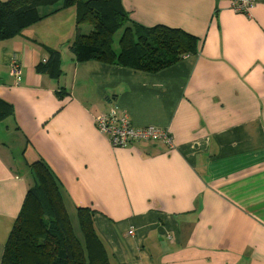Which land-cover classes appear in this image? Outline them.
<instances>
[{"label": "crops", "instance_id": "1", "mask_svg": "<svg viewBox=\"0 0 264 264\" xmlns=\"http://www.w3.org/2000/svg\"><path fill=\"white\" fill-rule=\"evenodd\" d=\"M61 4L0 40L10 107L0 119V264L32 170L44 166L67 209L94 210L112 264H264V0L246 13L231 0H121L133 31L165 25L197 38L195 52L153 72L78 61L71 46L93 26ZM56 50L59 72H38ZM111 114L172 145H114L95 120Z\"/></svg>", "mask_w": 264, "mask_h": 264}, {"label": "trees", "instance_id": "2", "mask_svg": "<svg viewBox=\"0 0 264 264\" xmlns=\"http://www.w3.org/2000/svg\"><path fill=\"white\" fill-rule=\"evenodd\" d=\"M61 2L76 5L79 21L93 30L78 34L71 50L78 61L99 60L111 64L158 71L181 60L197 49V38L180 28L165 25L127 26L131 19L121 0H0V40L10 39L23 27L42 19V7ZM124 32L120 50L113 47L114 35ZM60 69V52L36 68L54 76ZM10 107L0 102V119ZM34 184L28 189L22 208L5 245L1 264H112L107 249L93 223V209L78 207L82 239L76 236L59 183L47 167L32 170Z\"/></svg>", "mask_w": 264, "mask_h": 264}, {"label": "built area", "instance_id": "3", "mask_svg": "<svg viewBox=\"0 0 264 264\" xmlns=\"http://www.w3.org/2000/svg\"><path fill=\"white\" fill-rule=\"evenodd\" d=\"M254 0H231V7L236 12L246 13L253 5ZM11 74L17 81L21 80L22 66L18 57H14L11 61ZM96 125L103 134H108L112 143L116 146H127L138 141H163L167 145H172L171 138L164 131L154 126H146L143 128L132 127L125 118L118 120L114 114L97 116ZM133 230H129V234H133Z\"/></svg>", "mask_w": 264, "mask_h": 264}, {"label": "rangeland", "instance_id": "4", "mask_svg": "<svg viewBox=\"0 0 264 264\" xmlns=\"http://www.w3.org/2000/svg\"><path fill=\"white\" fill-rule=\"evenodd\" d=\"M46 8H44L43 10H45ZM121 33H122V30H119L116 34H115V43H114V46L116 47L117 44L119 43V38L121 36ZM68 212H69V216H70V221L72 222L73 224V227H74V231H75V234L76 236L79 238V240H83L82 239V232H81V228H80V225H79V219H78V215H77V211L75 208H72V207H69L68 208Z\"/></svg>", "mask_w": 264, "mask_h": 264}]
</instances>
